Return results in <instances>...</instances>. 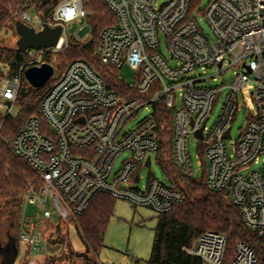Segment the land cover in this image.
<instances>
[{"label":"built area","instance_id":"obj_1","mask_svg":"<svg viewBox=\"0 0 264 264\" xmlns=\"http://www.w3.org/2000/svg\"><path fill=\"white\" fill-rule=\"evenodd\" d=\"M104 1L116 23L102 32L96 54L104 65L136 71L137 83L119 94L90 64L76 60L48 89L40 115L32 116L14 137L15 155L40 179L27 200L41 208V230L55 213L71 223L99 194L159 215L184 201V194L172 184L154 178L141 184V168L151 169L159 151L155 111L163 107L172 115L173 156L181 172L195 177L198 171L190 157L194 138L201 143L198 166L202 173L206 166L209 188L227 194L247 228L264 241V0H211L206 8L197 6L193 11V0ZM88 3L63 1L47 20L51 28L63 27L58 46L40 51L42 58L1 82L0 97L11 103L7 114L12 115L26 69L41 66L48 54L63 50L70 25L85 20L92 30ZM22 21L30 25L27 14ZM73 37L86 41L78 34ZM35 52L30 50V56ZM209 71L216 73L207 76ZM228 72L233 73L230 82L217 84L218 77ZM250 87L257 111L247 113L242 136L233 141V123ZM220 100L221 112L209 126ZM145 108L149 115L131 126ZM200 131L202 138L197 135ZM123 154L128 157L117 168ZM41 230L31 224L21 230L19 241L29 251L39 252L44 243ZM226 250L225 235L205 232L185 251L206 264H225ZM227 264L260 263L252 248L238 242Z\"/></svg>","mask_w":264,"mask_h":264},{"label":"trees","instance_id":"obj_2","mask_svg":"<svg viewBox=\"0 0 264 264\" xmlns=\"http://www.w3.org/2000/svg\"><path fill=\"white\" fill-rule=\"evenodd\" d=\"M63 1L65 0H0V34L11 24L21 22L23 14L31 9L49 20ZM201 2L202 0H193L191 10ZM87 9L92 12L89 18L91 38L85 43L70 38L67 57L72 61L65 66V70L72 62L84 60L98 72L110 90L119 94L128 93L127 85L118 77L119 69L104 65L96 54L102 32L114 25L116 18L104 0H90ZM44 63L50 64L47 60ZM0 64L5 65L8 70H0L2 82L4 79L16 77L26 62L23 53L0 47ZM24 76L23 74L22 78ZM47 91L44 86L30 91L21 87L16 101L18 114L0 112V222L5 219L21 222L23 207L31 188L40 186L38 175L15 155L12 142L32 116L40 115L41 102ZM155 112L160 145L157 161L165 171L168 183L184 194V201L175 206L172 212L159 216L152 254L147 264H206L202 259L185 251L205 232L226 236L225 264L234 255L238 242L252 248L259 263L264 264V241L247 228L239 209L227 194L215 193L209 188L206 166L204 165L201 179L188 177L181 172L173 156L172 115L163 107L157 108ZM114 209L115 199L107 194H99L93 199L89 209L74 220L82 239L94 255L99 254L105 247L104 239L114 217ZM18 242L20 241L17 238ZM0 256L3 260V256ZM86 259L90 264L99 263L94 258Z\"/></svg>","mask_w":264,"mask_h":264},{"label":"rangeland","instance_id":"obj_3","mask_svg":"<svg viewBox=\"0 0 264 264\" xmlns=\"http://www.w3.org/2000/svg\"><path fill=\"white\" fill-rule=\"evenodd\" d=\"M210 1L211 0H202L199 5V10L206 8ZM198 13V11L195 12V14ZM25 14L30 17V26L39 32L41 29L39 14L33 9L29 10L28 13ZM198 17V19H202L201 16ZM85 26L86 28L80 32L81 27ZM201 26L206 32H208L209 29L204 22H201ZM77 34L81 39L86 40L85 42H88L91 38V28L87 26V22L85 20L81 23L75 22L73 25L69 26V40ZM19 39L20 37L16 30V24H11L0 34V47L16 50L18 49L17 43ZM73 39L77 42L85 43L84 41H79L75 37H73ZM69 40L68 45H66L63 50L57 53H50L48 54V56L50 55V58L45 59L54 67L55 70L54 76L44 86L46 89H49L56 80L63 76L65 66L72 61V59L67 57ZM23 56L25 62L29 63L33 59L37 60L42 58L44 55L42 52H35L34 57H31L28 51L23 53ZM0 70H3L4 72L8 71L6 66L3 64H0ZM215 73L216 71H209L207 76L214 75ZM232 75V72H228L224 76H219L217 84L230 82ZM118 77L126 85L132 86L137 83V72L128 66H124L118 70ZM209 82L214 84L212 80ZM22 88L27 91L37 89L26 80L25 76L22 78ZM251 93L252 89L250 87L249 90L245 91L244 101L242 100L240 102V106L243 110L239 113L238 118H236L233 123V141H238L241 138L247 121V113L249 111L252 113L257 111L255 106L250 101ZM7 104L8 103L0 97V112L7 114ZM222 105L223 100H220L213 110L209 126H212L217 120L221 112ZM148 110L149 108L143 109L130 125L133 126L137 122L145 119L149 115ZM18 112L19 108L17 106V102H15L11 113L12 115H17ZM200 146L201 143L196 139L192 138L190 140V157L193 162L194 169L198 170L195 176L197 179H201L203 174L199 170L198 166V163L201 161V158L199 157ZM127 157V154H123L116 162V167L119 168L123 160ZM139 175L142 177V186H146L152 178L163 183H168L167 175L160 163L157 161L155 154L153 155L152 168H141ZM40 211L41 208L38 205L31 204L28 200H26L23 207L21 222L16 223L7 219L0 222V252L4 255L9 251H12L15 255V264H90L86 257L94 258L100 264H129L130 262H134L135 264H147L151 258L155 229L157 228L158 218L160 216L151 209L135 207L127 201L115 200L114 217L108 227L104 239L105 247L97 255H94L91 251H89L74 220H72L71 223H66L60 219L58 213H55L53 215V219L45 225V229L41 230V226L39 224L40 219L38 217L40 215ZM29 221L30 223H28ZM31 224H38L43 235L44 243L41 245L42 250L39 252H31L28 250L27 246L21 242L17 243V238L19 240V233L21 230L25 229L27 226L30 228ZM48 247H51L52 249H56L58 247V249L50 252ZM1 260L2 257L0 256V264H3V260Z\"/></svg>","mask_w":264,"mask_h":264},{"label":"water","instance_id":"obj_4","mask_svg":"<svg viewBox=\"0 0 264 264\" xmlns=\"http://www.w3.org/2000/svg\"><path fill=\"white\" fill-rule=\"evenodd\" d=\"M40 22L42 23V30L39 32L25 22H18L16 24V30L20 37L17 43L18 49H16L18 53H26L30 50L40 52L58 46L63 34V27L51 28L43 16H40ZM54 73L55 70L51 64L43 63L41 66L28 67L25 71V77L33 87L41 88L51 80ZM197 135L199 138H202V131ZM227 138H230V130L227 132ZM147 166H151L150 159H148ZM57 249L58 247L56 249L48 247L50 252ZM0 254L3 256V264H15V255L12 251L4 255L1 252Z\"/></svg>","mask_w":264,"mask_h":264}]
</instances>
